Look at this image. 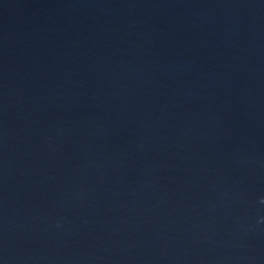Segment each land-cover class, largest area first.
I'll return each instance as SVG.
<instances>
[{
	"label": "water",
	"instance_id": "1",
	"mask_svg": "<svg viewBox=\"0 0 264 264\" xmlns=\"http://www.w3.org/2000/svg\"><path fill=\"white\" fill-rule=\"evenodd\" d=\"M0 264H264V0H0Z\"/></svg>",
	"mask_w": 264,
	"mask_h": 264
}]
</instances>
